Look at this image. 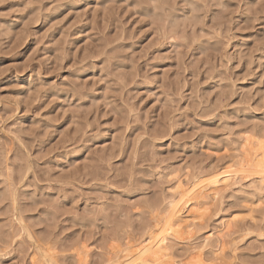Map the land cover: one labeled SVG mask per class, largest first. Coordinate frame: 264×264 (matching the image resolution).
<instances>
[{
  "label": "rangeland",
  "instance_id": "1",
  "mask_svg": "<svg viewBox=\"0 0 264 264\" xmlns=\"http://www.w3.org/2000/svg\"><path fill=\"white\" fill-rule=\"evenodd\" d=\"M240 2L0 0V264L116 263L176 179L264 150V0ZM241 182L166 264H264V194Z\"/></svg>",
  "mask_w": 264,
  "mask_h": 264
},
{
  "label": "bare ground",
  "instance_id": "2",
  "mask_svg": "<svg viewBox=\"0 0 264 264\" xmlns=\"http://www.w3.org/2000/svg\"><path fill=\"white\" fill-rule=\"evenodd\" d=\"M238 1L240 2V0H238ZM250 141L251 140H248L246 138V140L244 141L243 147H242V149L244 148V150H242V152H243L242 154H244L243 163H245V164H243V163L241 164L242 170L241 169L236 170L234 166H229V167H225V168H217V169L213 170L212 172H209V174L207 173L208 174V175L206 174L207 176H205V177L203 176L204 180L196 179L192 183H188V184H190L189 187L187 186L188 188L185 187V184L183 181L181 182V180L179 178H178L179 180L176 179L177 180V181L175 180L176 184L172 188V190H171L172 193L170 195L169 200L166 203L167 205H166V210L164 212L165 214L163 217H161V219L162 218L163 219L160 220L158 218L157 223L151 228V231L148 232L147 239L144 240L143 243L141 242L139 244L140 245L139 248L137 247V249L134 251H131V248L128 247L125 251L126 254L122 257L121 260L117 261L116 263L115 262L112 263L110 261L108 264H166V261L168 262L171 259V258H168L170 256V253L168 254V252H170V251H168V250L173 248V247H171L170 243L173 244V243L177 242V244H178L181 241H185V239L183 238V234H184L183 232L184 231H186V233L188 235H190L192 233V230H193L192 228L196 226L195 222L198 221L197 217H196L197 212H196V216H195V214H194L195 212L193 213V210L195 209V211H196L197 210L196 208H199L198 205H200L203 201H205L209 198L214 199L218 196H221L220 194H223L227 191L233 190V189H235V187L243 189L244 187L240 184V183H242L241 180H246L250 183L248 186H251V187H246V188L247 189L251 188L254 195L260 196V195L264 194V150H262V152H260V153H256L254 156L252 154V157L249 158L248 153H249V151H251V150H249L251 148H249L248 146L251 143ZM254 144H251V145H254ZM251 147L253 150L254 146H251ZM260 149H262V147ZM254 150H256V149H254ZM256 151L258 152V149ZM246 173L247 174L249 173V175L247 177L242 175V174H246ZM260 199H261V197H260ZM198 211L200 212V210H198ZM154 213H156V212H154ZM201 215H203V213ZM217 216H219V215H217ZM202 219H200V220L203 221ZM231 224L229 222L227 224H224L223 231H225V232L222 233L221 237L219 236L220 233L218 234L219 238H218L217 242H220V243H217V245L219 244L218 245V253L220 251L222 252L224 249L223 248V244H224L223 239L225 237L223 235H225L226 232H229V234L231 233L230 232L231 227H232ZM202 226H204V225H202ZM24 229L23 230L26 234L27 233L26 230L28 228L26 229L24 227ZM223 231H221V232H223ZM212 235L213 234H210L209 236H207L205 238V245H203L204 248H207L212 243V242L210 243V240H212ZM29 236H31V235H29ZM213 236H215V235H213ZM33 237H35V236H33ZM219 239H220V241H219ZM242 239H244V238H242ZM212 244H211V246H213ZM245 245H247V244H245ZM38 249L40 250V248H38ZM200 250H201V248H200ZM45 251L46 250H43V252H45ZM35 254H34V256H36ZM34 256H33V258H36ZM51 256H53V255H51ZM51 256L50 255L46 256L45 254L42 256L39 255V257H38L39 260H37V258H36V264H59L58 260H55L56 258L54 256L52 258ZM215 256H213V257H215ZM117 257H118V255H117ZM198 257H200V256H198ZM217 258L218 257H216V259ZM109 260H110V258H109ZM201 261L202 260L197 258V261H195L194 263H191V262H185V263L184 262H178V263H176V262H174V264H202ZM213 261H214V259H213ZM79 264H86V263L83 262V263H79ZM105 264H107V263H105ZM170 264H173V262Z\"/></svg>",
  "mask_w": 264,
  "mask_h": 264
}]
</instances>
